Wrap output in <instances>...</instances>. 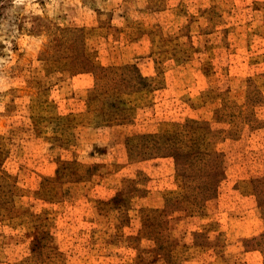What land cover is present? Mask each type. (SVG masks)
Listing matches in <instances>:
<instances>
[{"label":"rangeland","instance_id":"obj_1","mask_svg":"<svg viewBox=\"0 0 264 264\" xmlns=\"http://www.w3.org/2000/svg\"><path fill=\"white\" fill-rule=\"evenodd\" d=\"M0 264H264V0H0Z\"/></svg>","mask_w":264,"mask_h":264},{"label":"trees","instance_id":"obj_2","mask_svg":"<svg viewBox=\"0 0 264 264\" xmlns=\"http://www.w3.org/2000/svg\"><path fill=\"white\" fill-rule=\"evenodd\" d=\"M141 79V78H140Z\"/></svg>","mask_w":264,"mask_h":264}]
</instances>
